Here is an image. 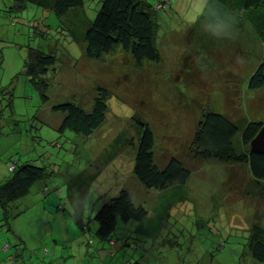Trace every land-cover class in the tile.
<instances>
[{"label": "rangeland", "instance_id": "1", "mask_svg": "<svg viewBox=\"0 0 264 264\" xmlns=\"http://www.w3.org/2000/svg\"><path fill=\"white\" fill-rule=\"evenodd\" d=\"M83 1L81 15L85 11L91 20L99 0ZM145 1L165 3L155 12L161 59L140 65L119 46L100 60L87 58L83 40H73L61 26L63 19L52 13L34 8L27 15H11L12 26L0 9V89L11 91L10 106L7 94L0 95V111L6 115L0 128V181L8 176L10 161L31 160L48 172L11 204L6 218L0 211V264H127L133 259L143 264H264L247 249L251 225L264 230V181H255L245 165L199 162L189 155L196 124L207 110L236 123L237 152L244 150V125L264 123V87H247L261 43L242 14L226 13L241 24L239 31L230 32L228 22L209 25L210 0ZM41 16L50 37L40 42L54 48L57 57L45 77L46 102L22 72L27 26ZM226 34L231 36L223 38ZM99 88L109 94L103 123L89 136L59 132L64 113L51 107L75 100L89 109ZM135 119L151 129L159 167L173 157L190 170L184 185L157 191L135 179ZM122 188L146 208L147 216L142 222L118 221L115 245L108 247L95 234L93 216Z\"/></svg>", "mask_w": 264, "mask_h": 264}, {"label": "trees", "instance_id": "2", "mask_svg": "<svg viewBox=\"0 0 264 264\" xmlns=\"http://www.w3.org/2000/svg\"><path fill=\"white\" fill-rule=\"evenodd\" d=\"M210 2L214 7L205 11V18H212L205 19L209 25L220 26L228 22L229 25L226 27L230 32L239 31L241 24L235 23L234 15L226 16L227 12L232 11L242 14L252 26L257 40L261 43V51L257 54L259 57L257 66L248 76L247 87L250 89L264 87V0H210ZM83 3V0H0V9L3 11L6 24L9 18H12L11 15L23 12L27 15V12L34 8L63 19L61 23L63 30H66L73 40H83L84 54L92 60H100L119 46L124 52L129 53L138 65L144 61L156 63L160 61L161 56L155 44L157 29L155 12L165 4L164 2L154 5L145 0H99V7L91 20L87 19L85 11L84 15H81ZM41 19L43 16L34 19V22L27 26V51L22 72L36 89L41 101L46 102L49 82L45 77L56 64L57 57L53 52L54 48L40 42L43 38L50 37ZM220 22L222 23L219 25ZM9 24L15 25L12 21ZM1 55L0 52V63ZM3 90L5 89H0V95L7 94L6 105L10 106L11 91L5 93ZM108 97V90L99 88L89 109L83 108L75 100L53 105L52 110L64 113L57 127L59 132L69 130L83 136L91 135L105 119ZM1 113L0 111V128L6 116ZM135 121L138 131L132 167L135 179L143 188L157 191L184 185L191 174L190 170L173 157L159 167L152 153L154 139L151 129L145 121L140 119ZM262 125L263 122L255 121H249L244 125L240 132V142L244 150L237 152L233 143L238 133L236 123L224 114L207 110L196 124L189 145L190 158L199 162L216 161L245 165L255 181H264V152L251 151L249 148L251 139ZM10 162L8 176L0 181V211L3 218H6L13 202L27 195L36 181L44 180L48 176L46 166L37 165L31 160ZM45 190L47 189H44V194ZM146 216V208L135 204L128 190L122 188L116 196L103 202L95 212L93 216L96 222L95 234L101 241L107 242L108 247H113L115 245L113 232L118 221L142 222ZM77 221L79 223L81 219ZM86 228L84 225L83 229ZM89 243L90 240H87V244ZM123 243H126V240ZM247 249L252 258L264 262V230L256 223L250 227ZM107 253L112 256L113 249H108ZM127 264L143 263L140 259H133Z\"/></svg>", "mask_w": 264, "mask_h": 264}, {"label": "water", "instance_id": "3", "mask_svg": "<svg viewBox=\"0 0 264 264\" xmlns=\"http://www.w3.org/2000/svg\"><path fill=\"white\" fill-rule=\"evenodd\" d=\"M251 151L264 152V123L249 143Z\"/></svg>", "mask_w": 264, "mask_h": 264}, {"label": "clouds", "instance_id": "4", "mask_svg": "<svg viewBox=\"0 0 264 264\" xmlns=\"http://www.w3.org/2000/svg\"><path fill=\"white\" fill-rule=\"evenodd\" d=\"M192 23H195V21H192ZM213 37H216V38H218L219 37V33L218 32H213ZM231 36V34H226L223 38H227V37H230Z\"/></svg>", "mask_w": 264, "mask_h": 264}, {"label": "bare ground", "instance_id": "5", "mask_svg": "<svg viewBox=\"0 0 264 264\" xmlns=\"http://www.w3.org/2000/svg\"><path fill=\"white\" fill-rule=\"evenodd\" d=\"M169 3V2H168Z\"/></svg>", "mask_w": 264, "mask_h": 264}]
</instances>
